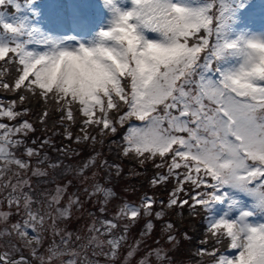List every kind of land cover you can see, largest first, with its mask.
<instances>
[{"label":"snow or ice","instance_id":"6c2138e0","mask_svg":"<svg viewBox=\"0 0 264 264\" xmlns=\"http://www.w3.org/2000/svg\"><path fill=\"white\" fill-rule=\"evenodd\" d=\"M103 5L104 23L74 6L45 31L34 0H0V89L15 97L0 100V264H100L98 256L115 264L125 245L121 264H131L154 228L148 218L185 205L207 213L205 242L209 235L215 241L211 251L196 250L202 258L197 264L204 256L211 264H264V32L241 27L248 0H103ZM32 99L43 103L38 119L45 131L54 112L64 138L87 144L93 154L73 167L64 163L79 154L70 144L57 147L45 136L30 146L26 138L36 129L25 117ZM77 125L74 134L71 127ZM126 125L121 141L111 144L141 166L151 162L166 169L156 172L153 186L172 178L175 187L166 204L145 194L139 204H121L111 218L90 213L88 235L73 240L59 223L98 194L104 214L112 190L95 179L96 171L86 173L100 168L119 174L120 165L101 159L96 145L103 147ZM46 145L59 153L55 161L43 152ZM33 159L74 176L77 191L68 192L73 185L68 179L34 198L28 172L37 177L48 172L33 167ZM156 203L159 211L152 207ZM14 214L19 218L9 223ZM142 217L139 238L129 243V229ZM174 230L165 222L162 233L172 249L178 244ZM46 233L59 243L53 239L42 252ZM222 242L235 254L218 255ZM169 251L148 247L136 264H153L152 257L154 264H172Z\"/></svg>","mask_w":264,"mask_h":264},{"label":"trees","instance_id":"16d2710c","mask_svg":"<svg viewBox=\"0 0 264 264\" xmlns=\"http://www.w3.org/2000/svg\"><path fill=\"white\" fill-rule=\"evenodd\" d=\"M39 1V0H35ZM11 12V9H8ZM0 65H3V61H0ZM10 79V77H9ZM15 99L12 93H5L0 89V100H3L7 103L9 100ZM28 107L31 109L26 119H29L33 122L35 126V132H31L27 136V142L30 146L33 140H43L45 136L49 137L52 142L55 143L57 147L61 145H71L72 148L76 149L79 153L78 155H70L68 158L64 159V163L67 165H72L73 167L81 164L86 158L93 154V149L90 148L87 144L76 145L75 143L66 140L64 138V128L60 127L57 123L59 117L57 114L50 113L47 123V131L44 130L43 125H41L38 117L39 114L43 111V103L36 99H32L27 102ZM19 110V109H18ZM127 125L124 128H121L119 133L115 136H110L106 139L105 144L101 147L99 144L96 145V150L102 152L101 159H106L109 164H118L120 165L121 171L117 174L113 171L109 174L107 169H100V178L98 179L99 183L106 188L112 190L113 195L109 198L108 202L105 205L106 211L103 215L98 211L100 208V203L103 199L99 194L92 201H86L83 206L84 215L82 218L78 219L75 222L70 223V229L74 235L81 234L85 231V234L88 233L87 227L91 223L92 217L90 213L95 214L101 219L111 218L117 211V209L124 202H131L139 204L141 197L145 194L148 196L155 197L157 201H163L165 204L168 201L169 194L172 189L175 187V179L170 178L166 183H160L153 186L150 181L157 171L161 173L165 172L166 169H156L151 162L146 163L144 166H141L137 161L122 157L119 154V150L115 145L111 144L112 140L119 143L125 132ZM71 131L75 134L79 132V126H72ZM43 152L48 154V158L51 161H55L59 156V153L53 151L51 147L47 145L43 148ZM36 161L35 159H33ZM157 163L159 159L157 158ZM47 165V163H45ZM53 175L57 177L65 176L63 174V169H56L52 171ZM188 186H186V191ZM181 196L184 199H188L183 193ZM85 199V198H84ZM154 211H159L161 205L156 203L152 205ZM166 214L162 218H155L151 216L148 219L153 221L154 228L150 233V236L145 241V244L141 246V250L136 255L135 259L132 260L131 264H136L140 256L143 255L144 251L148 247H164L165 249H170L168 255L171 257L172 264H197L198 261H201V256L196 254L198 248H206L208 251L212 250L215 241L211 239L210 235L208 240L210 242L206 243V215L207 213L200 208L196 207V213L190 211L187 205L182 208L173 207L171 209L165 210ZM72 218V216H71ZM89 223L86 225V223ZM165 222H170L174 225V235L178 240V244L175 249H172V244L167 242V235L162 233L163 226ZM145 223V219L142 217L134 226L129 229V243L134 242L139 238L141 228ZM122 231V229H121ZM187 233L190 239H186L184 234ZM84 234V236H85ZM160 238L159 244H156L155 241L157 238ZM223 247L216 246L218 248V255L220 252L223 254H229L232 249L227 248L226 242H222ZM127 250V245H125L120 250V258L116 260L115 264H121L123 256ZM99 258H105L104 256H99ZM153 264L155 262V257H152ZM203 264H211V259L208 256L203 257Z\"/></svg>","mask_w":264,"mask_h":264},{"label":"rangeland","instance_id":"374dc122","mask_svg":"<svg viewBox=\"0 0 264 264\" xmlns=\"http://www.w3.org/2000/svg\"><path fill=\"white\" fill-rule=\"evenodd\" d=\"M56 1V2H55ZM52 3V6L49 7L47 4H35V6L41 10V17L42 20L40 21V26L45 30V31H50L52 29V27L55 26L54 22L57 20V18L59 17H63V18H67L68 14L70 13L71 9L75 6L78 7L79 10L86 16H88L89 18H92L94 20L97 21L98 25L100 23H104L107 20V11L104 8L103 5V0L102 2H99V0H94L95 1V10L92 14L91 12V5H90V0H55ZM101 4V6L99 5ZM248 4L249 5H254V7L252 8H248L247 12L245 13V15L243 16V23L241 24V27H247L249 30L251 31H255V32H264V0H248ZM103 6V7H102ZM130 7V3L128 5ZM93 31H95V29H93ZM57 34H61V33H57ZM63 34H68V33H63ZM74 34V33H73ZM32 47V46H29ZM39 47V46H37ZM42 47V46H40ZM133 123H137L139 124L140 122H133ZM23 148V147H22ZM24 151V149H23ZM92 171H96L97 172V176L95 177L96 180H98L99 175V168L96 169H92L91 171H88L86 173V175L91 176L92 175ZM71 179L73 180V185L71 187L68 188V192L72 193L77 191V181L74 179V176L72 175H67L63 178L60 179H56L53 177L52 181L43 183V185L39 188L40 189V194L45 192V190H52L55 188L56 183L59 182L61 184H63L66 180ZM93 181L89 180V184H91ZM91 191V188L89 189ZM81 191V195H80V199L82 201H85V196L82 194L83 193V189H80ZM40 195L37 196V198ZM96 198V196L92 199L94 200ZM67 200V197H65V201ZM90 200V201H92ZM84 206V205H83ZM15 211V210H13ZM223 211V208H219L215 214L219 215L221 212ZM238 214V213H237ZM84 215V211H77L76 209H72V218L68 219V220H64L61 221L59 223V227L62 229H65L68 232H72L70 229V223L71 222H75L78 219L82 218ZM18 219L17 215H12L9 219V223H13L15 222L14 220ZM89 223V221L86 223V225ZM3 227V224L0 223V228ZM85 231L81 234H76V235H81L84 236ZM73 240H75V235H73ZM59 243V242H58ZM49 244H44L43 248L41 249V251L43 252V250L45 248L48 247ZM75 246V244H74ZM88 251V250H87ZM89 254V253H88ZM27 255V254H26ZM90 256V255H89ZM100 264H107L106 262V258L105 261H101Z\"/></svg>","mask_w":264,"mask_h":264},{"label":"flooded vegetation","instance_id":"af4514ba","mask_svg":"<svg viewBox=\"0 0 264 264\" xmlns=\"http://www.w3.org/2000/svg\"><path fill=\"white\" fill-rule=\"evenodd\" d=\"M31 164L33 167H40L43 169L46 168V165H44V164L37 165L36 161H34V160L31 161ZM45 170H48V169H45ZM28 177H30V183H31V187H32V193L31 194L33 195L34 198H37V196L40 195V192H41L40 189L41 188H39V187H41L43 185V183L52 181L50 179V175L37 177V176H33L31 174V171L28 172ZM25 191H28V189L25 188ZM14 221H16V219Z\"/></svg>","mask_w":264,"mask_h":264}]
</instances>
